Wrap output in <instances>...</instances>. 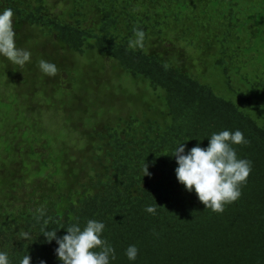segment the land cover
<instances>
[{
  "label": "trees",
  "instance_id": "obj_1",
  "mask_svg": "<svg viewBox=\"0 0 264 264\" xmlns=\"http://www.w3.org/2000/svg\"><path fill=\"white\" fill-rule=\"evenodd\" d=\"M7 8L16 46L31 53L22 67L0 57V251L10 264L27 254L61 264L44 231L62 237L88 219L105 224L111 264H264V0H0ZM134 28L142 48H129ZM84 58L142 88H109L110 73ZM41 59L55 76L39 73ZM89 88L109 90L91 127ZM237 129L252 171L216 213L178 183L170 155Z\"/></svg>",
  "mask_w": 264,
  "mask_h": 264
},
{
  "label": "clouds",
  "instance_id": "obj_2",
  "mask_svg": "<svg viewBox=\"0 0 264 264\" xmlns=\"http://www.w3.org/2000/svg\"><path fill=\"white\" fill-rule=\"evenodd\" d=\"M13 11L11 8L0 10V57L11 63L23 66L30 62L31 53L20 49L15 43L13 30ZM134 39L129 40V48H142L145 33L141 29H133ZM39 70L46 76H55V64L41 59ZM207 147L200 143L187 150L185 143H180L170 155L175 159V177L189 193L195 192L205 209L223 213L225 206L236 202L241 196V188L247 183L252 171V162L239 158L234 146L248 143L239 130H222L214 132L207 139ZM145 175L147 167L145 165ZM157 205L146 206L144 211L156 215ZM36 219L45 215L43 208L36 209ZM47 223V221H45ZM105 224L95 219H88L83 227L79 222L67 227L66 234L57 237V231L45 230L43 236L48 243L55 241L58 247L55 255L61 264H111L116 259L115 249L107 239L102 238ZM139 250L129 245L124 252L130 262H135ZM0 264H10L8 254L0 251ZM20 264H30L29 255L23 256ZM41 264H44L41 261Z\"/></svg>",
  "mask_w": 264,
  "mask_h": 264
},
{
  "label": "rangeland",
  "instance_id": "obj_3",
  "mask_svg": "<svg viewBox=\"0 0 264 264\" xmlns=\"http://www.w3.org/2000/svg\"><path fill=\"white\" fill-rule=\"evenodd\" d=\"M60 10V6H55V12H59ZM62 54H65L62 52ZM78 59L81 60V58L78 57ZM95 60V59H94ZM84 63H87L88 66H93L95 68L103 72H106V70L110 73L108 76H112L111 79V83L109 85V88H115L118 86H122L125 89H128V91L134 93V91H138L140 88V86H137L136 84L134 85L130 80H128V77L126 74H122L121 76H118L115 72H114V68L112 69L110 63H104L103 65L97 61V62H93L92 59L90 58H84ZM105 67V68H104ZM75 68V81H74V88H73V93L79 89L80 87V83H81V70L78 69L77 67ZM40 74H42L41 71H39ZM104 77L105 79L103 81H109V77ZM64 86L66 87V89H68L69 92L72 91L71 87V82L70 79L68 80V76L64 77ZM107 92H109V90H100V91H94L92 88H89V96L87 98L90 99L91 103L93 104L92 109L94 110L93 115H91L88 119H87V124L91 127L94 126L96 124V119L94 118V114L97 113V111L99 112V114H103L102 110L105 107V102L108 100V96H107ZM63 92H58V98L62 99L63 96ZM81 104L78 102L74 105V108H80ZM99 109V110H98ZM120 110V109H118ZM116 110V111H118ZM119 112V111H118ZM59 115L61 116V118L64 117V111H60ZM87 145V143H86Z\"/></svg>",
  "mask_w": 264,
  "mask_h": 264
}]
</instances>
